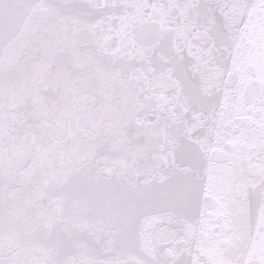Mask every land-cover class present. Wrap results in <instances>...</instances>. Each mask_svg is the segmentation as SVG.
Listing matches in <instances>:
<instances>
[{
	"label": "snow or ice",
	"instance_id": "6c2138e0",
	"mask_svg": "<svg viewBox=\"0 0 264 264\" xmlns=\"http://www.w3.org/2000/svg\"><path fill=\"white\" fill-rule=\"evenodd\" d=\"M0 264H264V0H0Z\"/></svg>",
	"mask_w": 264,
	"mask_h": 264
}]
</instances>
